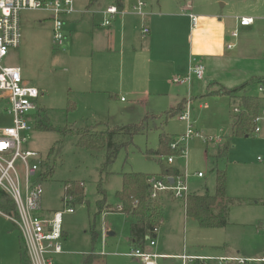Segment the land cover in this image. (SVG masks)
<instances>
[{
	"label": "rangeland",
	"instance_id": "1",
	"mask_svg": "<svg viewBox=\"0 0 264 264\" xmlns=\"http://www.w3.org/2000/svg\"><path fill=\"white\" fill-rule=\"evenodd\" d=\"M90 1L75 0L77 10L86 11L84 17L80 14L74 16V20L82 21L83 27L78 33L79 26L72 28L73 40L64 47L53 41L48 13L24 12L21 46L18 50H11L3 63L6 67H19L24 81L40 91L39 111L31 112V117L37 118L41 111L57 130L66 129V134L41 132L35 123L27 146L38 152L42 160L41 172L45 179L40 215L47 216L66 208L63 202L65 184L75 182L84 189L87 204L74 205L72 202L75 213L64 216V230L68 236L63 244L64 254L56 257V264H83L85 256L91 254L103 256L98 257L95 264H145L143 260L128 256L133 219L110 211L117 210L119 205L117 192L122 188L124 174L158 177L170 168L188 175L189 193L198 195L207 192L214 195V170L226 171L228 194L242 204L232 208L228 228L202 229L197 222L186 219L184 200H168L160 196L157 202H163L165 215L156 239L158 253L182 255L186 251L207 258L209 264H219L214 260L224 254L223 247L227 245L232 254L241 257H264V164L258 161V158L264 159V123L259 125L260 134L234 136L232 117L239 101L212 95L222 88H235L253 78L255 80L247 91L260 94L256 83L264 80V0H146L147 8L153 13L150 21L154 25H158L159 13L165 15L160 27L153 29L154 38L159 42L165 38L176 39L167 42L165 47L167 51L177 53L180 62L176 71H166L159 88L161 92L146 87L141 83L144 80L142 75L137 76V49L142 47L137 43V28L130 41L121 34L118 40L110 43L104 37L93 40L92 28L111 30L100 25L104 21L101 12L111 6L112 1L97 0L89 8ZM129 4L130 0H125L127 10ZM188 6L192 10H188ZM189 14L197 16L200 22L210 15L224 17L230 31L235 28L236 18L254 17L257 22L252 28L254 33L240 32L236 49L227 51L216 44L221 57L208 65L204 80L193 77L190 83L174 84L173 76L188 73L189 55L198 41V29L191 28ZM123 22L128 27H137V17L125 16ZM143 25H147L146 20L141 23V30ZM80 33L81 37L78 36ZM122 52L124 63H121ZM106 68L113 72L109 85L111 92H98L104 89L100 82L97 84L101 79L98 72ZM216 81L225 87L216 85ZM180 102L181 114L189 103L192 130L201 137H194L186 143L187 158L171 148V151L168 148L171 155H156L162 134L176 142L187 132V123L178 115L167 116ZM7 109L8 100L0 94V128L12 125ZM139 125L142 129L136 134L122 132L119 142L124 146L109 165L105 149L79 148L77 137L68 134L71 129L105 132ZM224 145L228 146L227 154L218 158ZM170 157L174 159L173 164L168 163ZM47 165L50 171L53 169L52 174ZM198 173L204 178H198ZM104 198L112 206L106 205L104 212L108 214H98V202ZM19 234L17 228L14 230L13 225L0 216V264L13 250L17 261L22 260L24 241L21 238L22 246ZM10 236L17 239V248L16 245L13 248L14 241ZM149 251L153 253L154 248ZM158 264H182V261L158 260Z\"/></svg>",
	"mask_w": 264,
	"mask_h": 264
},
{
	"label": "built area",
	"instance_id": "2",
	"mask_svg": "<svg viewBox=\"0 0 264 264\" xmlns=\"http://www.w3.org/2000/svg\"><path fill=\"white\" fill-rule=\"evenodd\" d=\"M133 1L132 4L130 0L131 12L134 15L147 17L146 0ZM188 10H192L191 6H188ZM27 11L48 13L52 24L53 41L55 45L64 47L69 37L67 20L76 14L77 10L75 0H0V93L8 100L7 112L12 117L10 127L0 128V191L13 200L16 208L14 216L2 214L20 231L30 264H56V257L64 253L63 218L66 214H74L75 209L72 198L65 195L63 202L66 208L63 211L52 212L47 216L40 215L43 211L44 194L41 183L42 160L38 152L27 147L31 142L34 124L39 118L38 116L32 118L31 112L39 111L37 100L40 98V91L24 81L19 67L3 66L9 52L18 50L21 46L22 14ZM125 14L126 11L119 9L113 0L112 5L103 13L105 17L103 25L108 27L115 18H122ZM189 17L192 25L197 26L198 17L193 14H189ZM239 24L241 27H248L254 24V19L241 18ZM149 33L150 29L145 27L143 34L146 36ZM233 36L237 37V32ZM233 47L229 46V48ZM205 72L202 63L193 61L188 75L175 77L173 82L174 84L190 83L193 77L203 80ZM258 90L264 97V84H260ZM234 112L239 113L240 110L237 108ZM179 119L187 123V132L180 141L173 142L170 148L179 151L183 158H187L186 143L194 137H201L195 135L192 130L189 103L185 112L179 115ZM261 123H264V108L256 119L255 134L262 132L259 127ZM258 161L264 164V159L258 158ZM173 162V157H170L168 163L173 164ZM197 177L204 178V175L198 173ZM188 178V175L152 176L149 179L150 199L157 201L163 194L170 193L175 199L186 201L190 196ZM154 245L155 241H151V246ZM128 256L143 260L145 264H157L156 260L164 257L139 249L131 251ZM217 261L220 264H264V258L260 260L239 257L218 258Z\"/></svg>",
	"mask_w": 264,
	"mask_h": 264
},
{
	"label": "trees",
	"instance_id": "3",
	"mask_svg": "<svg viewBox=\"0 0 264 264\" xmlns=\"http://www.w3.org/2000/svg\"><path fill=\"white\" fill-rule=\"evenodd\" d=\"M96 0H91L89 7L93 5ZM119 9H123L124 0H115ZM250 81L238 88L228 90L221 89L219 93L212 94L216 96H226L239 101L238 109L239 113H235L232 117L233 125L232 132L236 137L239 136H251L255 134L256 119L261 112L262 101L256 96H247L239 94L245 90ZM260 83L264 84V80ZM211 95V92L209 93ZM181 104L178 107L171 109L167 116H179L182 111L180 110ZM37 129L41 132H63L66 129L57 130L53 127L47 115L43 116L40 111L38 115ZM143 125V124H142ZM142 129V126H128L123 128L110 129L105 132L95 131L93 129L84 130H70L71 135L77 137V146L87 150L100 151L105 149L107 151V165L114 162L123 143L119 142V136L122 132L138 133ZM66 134V133H65ZM173 138L161 135L160 148L156 152V155L168 153L170 146L173 142ZM227 145L220 148L218 158H224L227 154ZM169 148V150H168ZM171 151V150H170ZM178 154V153H172ZM49 165H47L48 167ZM49 170V167H48ZM53 169L49 170L52 174ZM216 172V193L210 195L208 192L203 195H190L185 202V210L188 218L196 221L203 229H224L229 225V216L231 209L240 204L239 200L232 199L227 194V172L222 170H214ZM180 173L177 169H165L161 176H178ZM149 175L141 173H132L123 175L122 188L117 192V199L119 205L116 209L110 211L111 213H122L131 217L134 221L131 224L130 229V244L132 250H145L147 244V237L152 239L156 235L159 227L163 223L165 215V207L163 204L152 201L150 199V185ZM44 173L41 176V183L44 181ZM65 195L72 198L74 205L87 204L84 198V189L78 186L75 182H69L65 184ZM107 205V199L104 198L98 202V214L104 213ZM120 208V209H119ZM0 211L4 214L14 216L16 215V208L13 200L7 196L4 192L0 191ZM99 256L87 255L83 260V264H95L98 262Z\"/></svg>",
	"mask_w": 264,
	"mask_h": 264
},
{
	"label": "crops",
	"instance_id": "4",
	"mask_svg": "<svg viewBox=\"0 0 264 264\" xmlns=\"http://www.w3.org/2000/svg\"><path fill=\"white\" fill-rule=\"evenodd\" d=\"M111 1L113 3V0H111ZM130 4H131V2H130ZM130 4H129V8L127 10L125 3H124L123 10L126 11V14L122 18L121 17L115 18L110 26L105 27L103 25L104 21L102 24L100 23L101 27L111 29V30L102 31L100 29L95 30L92 28L91 29L92 35L94 36L93 40H100L101 37H104V40H108V42L110 43V42H113V40H118V36H119V34H121L122 36L125 37L126 41L127 40L130 41V40L134 39V36L132 33H134L133 30H135L137 28V43H139L142 46L140 49H137V76H138V74L142 75V78L144 80H142L141 83H144L146 85V87H148V88L152 87V88L157 89L156 90L157 92H161V90L159 88H161V86H162L163 78L165 77V75L167 73L166 71H168V69H169V71H176L175 69H178V66L180 64V62L178 60L179 59L178 54L175 52L167 51V49L165 47L167 42L173 41L176 39L165 38V39L160 40V42L158 40H156V38H154V36H153V32H154L153 29H154V27L155 28H158V26L160 27V25H161L160 21H161V23H163L162 21H163L165 15H162V13L161 14L159 13V21H157L158 25H156V24L154 25V23L150 21L151 17L153 16L152 10H149L147 8L148 16L144 18V17L138 16V15H134L131 12ZM75 8L77 10L76 2H75ZM104 11L101 12L102 15H103ZM85 13H86V11L77 10V13L74 14L73 16L69 17V19L67 20L66 28H67V31H69L68 32L69 37L67 40V46L70 45L69 40H73L71 38V35L74 32L73 31L74 29L72 30V28L79 26L78 30H77V33H78L80 28L82 29V27H83V26H81L82 21H78L79 19L74 20L75 19L74 16L75 15L78 16L80 14L82 17H84ZM93 15L94 14H92V16ZM125 16L137 17V27L136 26H134L133 28L131 26L128 27V25L123 22ZM188 17H189V15H188ZM103 18H105L104 15H103ZM118 18L120 20H118ZM242 18H252V19H254V24L251 26H248V27H241L239 24V20L241 18H236L235 28L233 31H230L228 29V26H227L226 18L219 17L217 15H210L209 17L205 18L202 22H200L198 19V24L195 27L191 23L192 29H195L196 27L198 29V41L196 43L197 45L193 48L194 53L192 52V55L191 54L189 55V65L187 68L188 72H189L190 66L193 63V61L200 62L205 66V69H206L205 77H206V74L208 72V65H211L214 62L219 61V59L221 57L219 54L220 51H219L218 47H216V44H217V46H221L222 49L226 48L227 51H232V50L236 49L238 46V43H239L238 40L240 38V32L241 31H243L247 35L254 33V30H252V28L256 24L257 19H255L254 17H242ZM189 19H190V17H189ZM145 20H146L147 25H143V28L141 30L140 29L141 23L143 21L145 22ZM190 21H191V19H190ZM92 23H93V27L96 28L97 24L94 21ZM115 23H116V25L114 27ZM130 27H131V30L129 29ZM145 27H148L150 29V33H149L148 38H145V35L143 34V29ZM235 32H237V34H238L237 37L233 36V34ZM95 34H96V36H95ZM79 35L81 37V33L78 34V36ZM74 40H77V38H75ZM155 43L158 44L157 47L155 46ZM230 45H232L234 47L229 48ZM144 46H146V47H144ZM110 52H111V49H110ZM121 56H122L121 57V63H124L123 60L125 59V57H124L123 52H122ZM107 60L110 61L109 58ZM186 67H187V64H185V68ZM187 69H186V71H187ZM112 73H113L112 69H107V68L98 72V75L101 79H100V81L97 80V84H98V82H100V85H102L104 88V89H102V91H98V92H104V93L111 92V91H109L110 90L109 87H111L109 85H110L111 79H113V78H111V77H113ZM178 76H185V75H177V76H173V77L175 78ZM205 77H204V79H205ZM253 80H255V78L246 81L245 83H243L240 86H243L244 84H246L249 81L252 82ZM172 82H173V80H172ZM256 84L259 86L262 83L258 82ZM216 85H220V86L225 87L224 85H222L218 81H216ZM240 86H238V87H240ZM238 87H235V88H238ZM225 88L228 90L235 89V88H227V87H225ZM247 90H248V87L245 90H243L241 93H246L244 95H247V96H256V97L260 98L262 101V104H261V110H262L264 108V97L261 94L249 93ZM183 100H186V99H183ZM181 102L179 104H181ZM179 175H181V174H179ZM227 194H228V189H227ZM190 195H194V194H190ZM162 196L168 200H177L170 193L163 194ZM228 196H229V194H228ZM229 197L232 198L231 196H229ZM235 200H237V199H235ZM161 204H163V202H161ZM240 204H242V203H240ZM107 205H108V203H107ZM108 206H112V205H108ZM231 211H232V209H231ZM231 211H230V216H229V225L226 228H228L231 225V223H230ZM53 212H56V211H53ZM104 214H108V213L104 212ZM0 216L3 217L4 219H6L7 221H9L2 214L1 211H0ZM185 217L188 220L190 219L186 215V210H185ZM9 222L13 225V228L15 230L16 226L11 221H9ZM226 228H224V229H226ZM158 232H159V229H158L156 235H154L152 237V239L147 237V244L145 245V250H143L144 252L151 253V251H149V248H154V252L151 254L164 256L163 258H159L156 260L157 264H158V260H167V259H178V260L182 261V264H209L207 261V258H205L201 255H191V254L187 253L186 251H184V253L182 255H171V254L158 253L157 252L158 243L156 241V239L158 237L157 236ZM10 233H13V231ZM67 236H68V234L64 230V218H63V240H62V244H64V240L66 241ZM109 236H114V234L109 233ZM10 237L14 241L13 248L15 247V245L17 248V239L15 237L13 238V236H10ZM151 241H155L154 246H151ZM20 242L22 244L21 237H20ZM128 242H129V248L132 251V246L130 244V236H129ZM22 246H23V244H22ZM63 249H64V245H63ZM223 250L225 251L224 254L217 257L214 260L216 263H219L217 261L218 258H238L239 257V258H244V259H253V258H248V257H241V255H239V254L238 255L232 254L231 253L232 251L227 247V245H224ZM15 254L16 253H14V250L12 252L6 254L4 257L5 259H4L3 264H30V261H29L27 254H26L24 246H23V254L21 256L22 260L20 261V263L17 261ZM98 256L100 257L101 255H98ZM101 257H103V256H101ZM184 258H186V259H184ZM193 258H195V259H193ZM263 258L264 257H262L260 259H263ZM260 259H253V260H260ZM55 263H56V259H55ZM256 264H260V263H256Z\"/></svg>",
	"mask_w": 264,
	"mask_h": 264
},
{
	"label": "water",
	"instance_id": "5",
	"mask_svg": "<svg viewBox=\"0 0 264 264\" xmlns=\"http://www.w3.org/2000/svg\"><path fill=\"white\" fill-rule=\"evenodd\" d=\"M171 183H173V181H171Z\"/></svg>",
	"mask_w": 264,
	"mask_h": 264
}]
</instances>
